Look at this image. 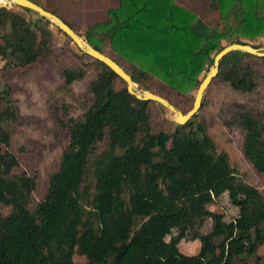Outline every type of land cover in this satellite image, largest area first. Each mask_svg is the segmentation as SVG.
Listing matches in <instances>:
<instances>
[{"label":"trees","instance_id":"obj_1","mask_svg":"<svg viewBox=\"0 0 264 264\" xmlns=\"http://www.w3.org/2000/svg\"><path fill=\"white\" fill-rule=\"evenodd\" d=\"M205 13L215 14V21L203 22L174 0H119L83 39L133 83L151 92L152 84L159 85L185 103L223 47L256 49L260 45L251 40L264 39V0H210ZM2 28L0 70L57 58L48 29L4 6ZM65 53L76 64L60 67L57 90L69 96L90 68L86 90L92 101L77 117L62 104L56 127L66 142L38 201L32 198L38 176L20 169L17 153L23 149L13 147L23 119L9 84L0 81V264H76L74 257L84 264H244L264 244V195L237 179L204 122L194 115L183 125L171 123L170 132L158 129L151 121L153 102L128 94L109 69L76 48ZM261 62L264 57L238 51L225 55L206 90L218 82L251 94ZM203 104L202 97L199 110ZM239 126L241 154L264 177V110L243 111ZM222 194L237 209L228 222L207 209ZM205 219L211 226L200 234ZM195 238L198 253L181 254L179 242Z\"/></svg>","mask_w":264,"mask_h":264},{"label":"rangeland","instance_id":"obj_2","mask_svg":"<svg viewBox=\"0 0 264 264\" xmlns=\"http://www.w3.org/2000/svg\"><path fill=\"white\" fill-rule=\"evenodd\" d=\"M61 1L47 0V3L42 6L48 8L47 6L50 3L54 5ZM64 1L73 3V1L79 2L80 0ZM174 3L190 11L203 22L213 23L216 19L215 14L208 15L205 13L210 0H174ZM0 6L9 9L13 15H18L37 23L42 28L48 29L51 33L49 48L57 57L56 59H43L38 65L26 69L10 72L0 70V81H6L9 84L11 88L10 99L23 119V123L16 128L17 132L13 138V147L14 149L20 147L23 149L22 152L17 153L20 169L28 174L36 173L38 176V187L32 193L33 200L38 201L44 195L46 178L54 169L66 142L64 132L56 127V117L59 115L62 104L70 107L67 112L72 117L79 116L90 105L92 97L87 92L86 87L88 81L92 78V71L88 68L84 79L71 86L69 96L60 93L57 90L61 82L60 67L63 64L69 66L76 64L71 58V54H68L69 52L65 53V49L75 50L76 47L56 31L57 28L53 22L45 19L48 21V23H45L36 13L32 11L25 12L14 5H10L7 0H0ZM56 14L62 20H66L71 26L70 28L74 32H78L80 38L84 41V31L81 28L79 31L77 29L81 23H74V21L60 15L58 10ZM216 27H221V24L216 25ZM6 32L7 29H0V37ZM251 41L258 43L260 45L258 48L264 49V39L256 38ZM105 52L109 53L107 48H105ZM0 65H2V61H0ZM255 70L258 71L261 77L258 80L257 87L251 94L241 95L218 82L212 83L203 96L204 104L196 116L199 121L204 122L206 133L216 145L217 150L226 153L230 168L234 171L237 179L264 195V177L255 173L241 154L244 131L239 126V115L245 110L253 113L264 110V62L259 63ZM205 75L206 73L201 74L199 79H203L202 77ZM141 88H135L139 95H142L143 90L151 92L143 87ZM151 88L153 90L152 94L165 99L182 114L189 110L192 97L195 94V90L192 91L187 98L188 101L183 103L174 95H167L159 85L152 84ZM155 105L156 107L151 109L153 125L158 129L170 132L172 130L171 123L176 124L174 121L175 114L166 108ZM2 151L3 147L0 145V153ZM207 209L211 212L222 213L223 220L226 222L237 216V209L229 203L226 194L216 198L212 204L207 206ZM210 226V221L205 219L199 225V233L208 232ZM198 249V238L190 241L181 240L178 244V250L183 255H195L198 253ZM73 260L76 264H84L83 259L80 257H74ZM244 264H264V244L257 249L253 256L247 258Z\"/></svg>","mask_w":264,"mask_h":264},{"label":"water","instance_id":"obj_3","mask_svg":"<svg viewBox=\"0 0 264 264\" xmlns=\"http://www.w3.org/2000/svg\"><path fill=\"white\" fill-rule=\"evenodd\" d=\"M10 5L19 6L21 8H25L27 10H30L40 17L53 22L59 32L64 34L71 43L82 52L87 57L91 58L94 61L102 63L107 69H109L123 84L125 85V90L128 94L134 96L137 100L142 101H151L160 107L166 108L168 111L173 112L174 115V121L177 125H183L188 120H190L194 115L197 114L199 108L201 99L203 97V94L211 82V80L215 77L218 70L219 62L222 60V58L231 53V52H242L246 53L258 58L264 57V49L260 48H252L249 45H242L238 43H232L225 47H223L219 52L215 54V56L212 59L211 68L206 73V75L203 77L201 82L199 83L194 97L192 101L191 108L185 113L182 114L181 112L177 111L171 104H169L165 99L152 94L151 92H148L146 90L142 91V95H139L135 88L142 89L141 86L136 85V83H133L130 79V76L125 73L115 62H113L109 57L99 53L98 51L94 50L91 46L86 44L78 35L76 32H74L68 25H66L63 21H61L57 16L51 14L48 11H45L42 7L32 3L29 0H7Z\"/></svg>","mask_w":264,"mask_h":264},{"label":"crops","instance_id":"obj_4","mask_svg":"<svg viewBox=\"0 0 264 264\" xmlns=\"http://www.w3.org/2000/svg\"><path fill=\"white\" fill-rule=\"evenodd\" d=\"M31 1L42 8H44L42 5L47 3V0ZM63 1L64 0L55 3L54 5L50 3L47 6L48 8L45 9L53 11L55 14L58 10L60 15L67 17L68 19L74 21V23H81V25L77 28L78 31L80 28L85 31L88 27L94 24L105 22L107 11L109 9L117 8L119 5V0H80L79 2L73 1V3ZM62 21L71 27L66 20Z\"/></svg>","mask_w":264,"mask_h":264}]
</instances>
